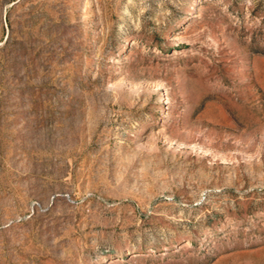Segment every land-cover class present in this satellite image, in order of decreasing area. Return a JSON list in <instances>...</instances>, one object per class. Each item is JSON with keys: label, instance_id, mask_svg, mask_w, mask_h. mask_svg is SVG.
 <instances>
[{"label": "rangeland", "instance_id": "rangeland-1", "mask_svg": "<svg viewBox=\"0 0 264 264\" xmlns=\"http://www.w3.org/2000/svg\"><path fill=\"white\" fill-rule=\"evenodd\" d=\"M0 264H264V0H0Z\"/></svg>", "mask_w": 264, "mask_h": 264}]
</instances>
